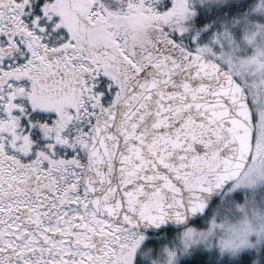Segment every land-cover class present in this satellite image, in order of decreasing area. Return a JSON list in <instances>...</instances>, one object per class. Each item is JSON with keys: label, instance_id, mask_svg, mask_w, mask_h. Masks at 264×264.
<instances>
[{"label": "snow or ice", "instance_id": "6c2138e0", "mask_svg": "<svg viewBox=\"0 0 264 264\" xmlns=\"http://www.w3.org/2000/svg\"><path fill=\"white\" fill-rule=\"evenodd\" d=\"M132 13L151 19L139 43L112 22ZM195 14L189 0H0V264H129L139 233L153 254L174 246V264H264V244L229 257L178 239L250 154V100L200 43L222 21L193 30Z\"/></svg>", "mask_w": 264, "mask_h": 264}, {"label": "rangeland", "instance_id": "374dc122", "mask_svg": "<svg viewBox=\"0 0 264 264\" xmlns=\"http://www.w3.org/2000/svg\"><path fill=\"white\" fill-rule=\"evenodd\" d=\"M231 2L234 0H189L195 9L198 5ZM256 5L257 1L247 5V12L239 19L222 21L218 32L202 36L207 53L225 64L247 91L256 126L253 156L244 173L226 189L206 223L188 226L191 238L185 235L187 230L178 235L181 245L187 242L214 247L220 256L233 257L264 244V8ZM133 240L134 244L128 242L129 264H133L137 252L148 264H174V246L161 245L153 254L145 248L149 240L143 233Z\"/></svg>", "mask_w": 264, "mask_h": 264}, {"label": "water", "instance_id": "95a60500", "mask_svg": "<svg viewBox=\"0 0 264 264\" xmlns=\"http://www.w3.org/2000/svg\"><path fill=\"white\" fill-rule=\"evenodd\" d=\"M237 91L240 92L241 95H246L248 97L247 92L245 91L244 87L240 84V82H238ZM252 113L253 111H252L250 103H245L241 105V114L243 115L245 120L248 121L247 125L244 126L243 128L241 136H242L245 150L250 148V154L247 155L243 159V161L240 163L238 168L234 169L231 172L230 176L227 178V181L222 183L220 187L214 190L216 195L218 196V199L223 195L225 190L232 183L236 182L241 177V175L244 173V171L246 170V168L248 167L250 163V160L253 154V144H254V137H255V132H256L255 121L251 118Z\"/></svg>", "mask_w": 264, "mask_h": 264}, {"label": "flooded vegetation", "instance_id": "af4514ba", "mask_svg": "<svg viewBox=\"0 0 264 264\" xmlns=\"http://www.w3.org/2000/svg\"><path fill=\"white\" fill-rule=\"evenodd\" d=\"M190 6L194 8L193 5L190 4ZM205 6L206 5L196 6L197 9L195 16L189 18L187 21L195 19ZM112 22L117 25H123L126 26L127 28H130L133 31L134 35L137 37V41H136L137 43H139L140 39L146 34L147 31L150 30L151 27V19L149 17L144 16L143 14H136V13L114 18ZM216 28H218V23L217 26L214 28L213 33L217 30ZM193 30H199V27H197V29L196 27H193ZM203 42L204 40L201 39L200 41L201 45Z\"/></svg>", "mask_w": 264, "mask_h": 264}, {"label": "trees", "instance_id": "16d2710c", "mask_svg": "<svg viewBox=\"0 0 264 264\" xmlns=\"http://www.w3.org/2000/svg\"><path fill=\"white\" fill-rule=\"evenodd\" d=\"M257 0H242V1H239V0H234V2H231V3H235L236 5H237V7H236V9H234L233 10V12H232V14L230 15V16H223L222 15V17H221V19H223V21H227V22H229V20L231 21V20H235V19H239V18H241V17H243L244 16V14L247 12V5L248 6H251V5H253L255 2H256ZM241 4H243V7H241L240 5ZM223 7V6H222ZM222 7H220V9L222 8ZM216 10V9H215ZM214 10V11H215ZM209 13V12H208ZM212 13V12H211ZM211 13H209V14H207V13H204V10H202L200 13H199V15L195 18V19H193V20H191V21H186V23H187V26H189V28H191V29H193V27H196V29H197V27H199V24H200V22L201 21H205V22H211V17L212 16H215V15H213V14H211ZM218 14H220V12H218ZM211 15V16H210ZM218 17H220V16H218ZM220 200V199H219ZM219 200H217L216 202H215V204L213 205V208L215 207V205L218 203V201ZM146 249H149V251H151L152 253H153V251H152V248H153V246H152V242L149 240V241H147L146 242V247H145ZM146 249H144V250H146ZM160 249V248H159ZM145 264H148V263H145Z\"/></svg>", "mask_w": 264, "mask_h": 264}]
</instances>
